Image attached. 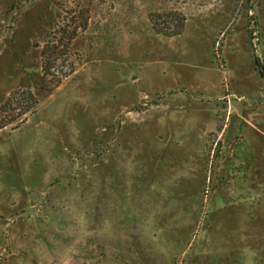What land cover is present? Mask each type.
Returning <instances> with one entry per match:
<instances>
[{"label":"rangeland","instance_id":"obj_1","mask_svg":"<svg viewBox=\"0 0 264 264\" xmlns=\"http://www.w3.org/2000/svg\"><path fill=\"white\" fill-rule=\"evenodd\" d=\"M257 61L264 0H0V264H264Z\"/></svg>","mask_w":264,"mask_h":264},{"label":"trees","instance_id":"obj_2","mask_svg":"<svg viewBox=\"0 0 264 264\" xmlns=\"http://www.w3.org/2000/svg\"><path fill=\"white\" fill-rule=\"evenodd\" d=\"M181 32V28L178 30V31H175V32H173V34H178V33H180ZM172 34V35H173ZM169 35V34H168ZM257 65H258V68H259V72H260V74H261V76L262 77H264V68H263V66L257 61ZM22 94L24 95H26V97H25V101L23 102V101H21V103H22V107H23V113H27V112H30L31 111V109H32V107H34L35 105H36V101H33L31 104H28V101H30L31 99H32V93L29 91V90H27V91H25V92H22ZM32 101V100H31ZM12 103V99H10V97L9 98H7V101L5 102V104H7L8 106H10V104ZM25 103V104H24ZM10 121H12V120H10ZM14 121V120H13ZM7 123L8 122H0V129L2 128V127H4V126H6L7 125Z\"/></svg>","mask_w":264,"mask_h":264}]
</instances>
